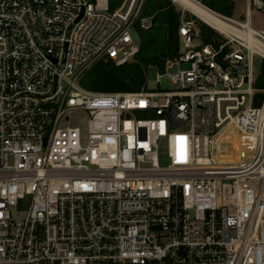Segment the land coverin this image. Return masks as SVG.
Returning <instances> with one entry per match:
<instances>
[{
	"label": "built area",
	"instance_id": "2783aa9c",
	"mask_svg": "<svg viewBox=\"0 0 264 264\" xmlns=\"http://www.w3.org/2000/svg\"><path fill=\"white\" fill-rule=\"evenodd\" d=\"M144 3L0 0V264H264V30L183 17L169 89L83 87L138 53Z\"/></svg>",
	"mask_w": 264,
	"mask_h": 264
},
{
	"label": "trees",
	"instance_id": "16d2710c",
	"mask_svg": "<svg viewBox=\"0 0 264 264\" xmlns=\"http://www.w3.org/2000/svg\"><path fill=\"white\" fill-rule=\"evenodd\" d=\"M200 1L219 13L228 12L233 7L230 0H215L227 4V8L224 9L218 8L208 0ZM152 9L157 11L154 25L149 30L140 32V48L134 58L121 65H116L113 61L97 63L82 77L83 87L103 92L139 91L146 86L147 67L155 66L163 71L166 61L178 55L181 23L179 13L161 0L152 5ZM201 30L205 42L220 38L216 30L205 24L201 25ZM255 87L257 89L255 103L259 105L264 98V60L262 72L256 77ZM233 157L232 153L231 159Z\"/></svg>",
	"mask_w": 264,
	"mask_h": 264
},
{
	"label": "rangeland",
	"instance_id": "374dc122",
	"mask_svg": "<svg viewBox=\"0 0 264 264\" xmlns=\"http://www.w3.org/2000/svg\"><path fill=\"white\" fill-rule=\"evenodd\" d=\"M110 1H111V3L113 2V0H110ZM157 1L158 0H145V3H144V14H155L156 15L157 11L152 9V5H155V3ZM161 1H163L166 4H168L170 7H173L179 13L180 22H181V19L183 17H185V19L197 18L194 14H192L190 11L186 10L185 8H183L181 5H179L178 3L174 2L173 0H161ZM252 1L254 2L255 0H252ZM120 2H121V0H116V4L117 5H119ZM247 3H248V0H244V2H242V7L243 6L245 7V5H247ZM148 4L151 7L148 6ZM252 8H253L252 26L255 29H264V9H258L254 5L252 6ZM229 18H232V17H229ZM246 18H247L246 15L242 16V19H239L238 21L243 22V21L246 20ZM199 24H200V26L202 24H205V25L209 26L208 24H206L205 22L201 21L200 19H199ZM209 27H211V26H209ZM214 30H216V29H214ZM217 32L219 33V31H217ZM219 36L221 37L220 33H219ZM134 38H135L136 42L140 44V34H137V33L134 34ZM262 64H263V59L261 57L257 56L255 58L254 64H253V67H254L256 75H259L262 72ZM186 66H187L186 64H181L180 66L179 65H173L168 71L169 72H176L179 69L185 68ZM160 73H161V71L158 68H156L155 66L147 67V74H146L147 82H146V85L148 86V88L156 89V90H166V89L170 88L171 84H170V80L168 79L167 76H164V77L161 78V83L157 82L158 74H160ZM75 117L80 119L82 122H85L86 118H87V115L84 112H80ZM232 140H233L234 144H236V139H235L234 135L232 136ZM230 145H232V144H230ZM234 147H235V145H234ZM164 163H167V161H165Z\"/></svg>",
	"mask_w": 264,
	"mask_h": 264
},
{
	"label": "bare ground",
	"instance_id": "6f19581e",
	"mask_svg": "<svg viewBox=\"0 0 264 264\" xmlns=\"http://www.w3.org/2000/svg\"><path fill=\"white\" fill-rule=\"evenodd\" d=\"M174 2L181 5L186 10L190 11L201 21L205 22L212 28L222 33H236L240 32L233 26L231 21L216 12L212 11L205 5L201 4L198 0H173ZM231 133L234 135L233 130ZM236 139V138H235ZM238 139H236V142Z\"/></svg>",
	"mask_w": 264,
	"mask_h": 264
},
{
	"label": "crops",
	"instance_id": "0c3cea01",
	"mask_svg": "<svg viewBox=\"0 0 264 264\" xmlns=\"http://www.w3.org/2000/svg\"><path fill=\"white\" fill-rule=\"evenodd\" d=\"M208 1L213 3L218 8H223V9L227 8V4L221 3L220 1H215V0H208ZM230 1L233 3V7L231 10H229L228 12H224V13H219V12L211 9L210 7H208L206 5L205 6L208 7L209 9H211L212 11L217 12V14H220V15L226 16V17L227 16L232 17V19L234 18V20L242 19V16L246 15V17H247L246 20H249L251 25H252V20H253V8H252V6L254 5L258 9H264V6H263L264 0H255L254 2L252 0H248V3H247V5H245V7L244 6L242 7V2H244V0H230Z\"/></svg>",
	"mask_w": 264,
	"mask_h": 264
},
{
	"label": "water",
	"instance_id": "95a60500",
	"mask_svg": "<svg viewBox=\"0 0 264 264\" xmlns=\"http://www.w3.org/2000/svg\"><path fill=\"white\" fill-rule=\"evenodd\" d=\"M202 4V3H201ZM215 12V11H214ZM217 13V12H216ZM220 15V14H219ZM198 18V17H197Z\"/></svg>",
	"mask_w": 264,
	"mask_h": 264
}]
</instances>
